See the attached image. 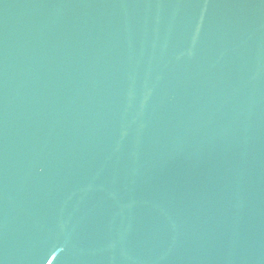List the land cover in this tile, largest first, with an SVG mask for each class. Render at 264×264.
<instances>
[{
    "label": "water",
    "instance_id": "obj_1",
    "mask_svg": "<svg viewBox=\"0 0 264 264\" xmlns=\"http://www.w3.org/2000/svg\"><path fill=\"white\" fill-rule=\"evenodd\" d=\"M0 264H264V0H0Z\"/></svg>",
    "mask_w": 264,
    "mask_h": 264
}]
</instances>
